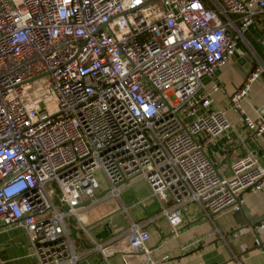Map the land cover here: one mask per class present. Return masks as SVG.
Here are the masks:
<instances>
[{
  "label": "built area",
  "instance_id": "built-area-1",
  "mask_svg": "<svg viewBox=\"0 0 264 264\" xmlns=\"http://www.w3.org/2000/svg\"><path fill=\"white\" fill-rule=\"evenodd\" d=\"M263 11L264 0H0V229L23 228L38 264H77L71 216L103 258L158 264L142 222L106 241L84 225L79 205L98 202L96 171L116 198L147 181L171 199L160 211L170 222L187 202L209 219L240 210L244 190L264 187V167L249 152L225 175L209 157L230 122L203 77L249 44L244 31ZM263 71L230 96L254 135L264 118L240 102Z\"/></svg>",
  "mask_w": 264,
  "mask_h": 264
},
{
  "label": "crops",
  "instance_id": "crops-1",
  "mask_svg": "<svg viewBox=\"0 0 264 264\" xmlns=\"http://www.w3.org/2000/svg\"><path fill=\"white\" fill-rule=\"evenodd\" d=\"M244 33L249 45L240 41L237 52L226 64L218 67L213 75L203 77L212 105L224 110L230 122L225 133L205 146L209 157L225 175L230 174L231 166L238 158L249 152L256 155L264 167V134L248 132L242 121L243 114L230 103L231 94L245 77L255 67H264V11L256 16ZM246 52L253 57L252 69L248 73L243 64L237 63V58ZM213 84L218 85L217 90H212ZM240 103L244 114L261 118L264 71L251 83ZM107 188L108 184L100 185L96 194ZM151 190L147 181L140 179L124 187L120 198L106 193L98 198L97 203L80 206L84 225L95 239L106 241L124 233L131 221L142 222L149 234L147 245L151 256L158 260V264H264V254L258 251L259 243L264 241V228H256L254 232L240 213L242 211L252 222L264 220V187L259 191L244 190L241 210L226 208L211 219L204 215L198 203L187 202L182 216L174 222L160 215L161 209L171 204V199L162 200ZM78 237L85 242L73 238L75 251L80 254L77 264H123L120 255L106 259L91 250L90 241L83 232ZM0 264H38L23 228L10 226L0 229Z\"/></svg>",
  "mask_w": 264,
  "mask_h": 264
},
{
  "label": "water",
  "instance_id": "water-1",
  "mask_svg": "<svg viewBox=\"0 0 264 264\" xmlns=\"http://www.w3.org/2000/svg\"><path fill=\"white\" fill-rule=\"evenodd\" d=\"M237 63H240L241 65L243 64L246 73H248L252 69L253 57H252V55L249 52L243 53L242 55H240L237 58ZM259 113L261 115V118H264V106L260 108ZM52 185L55 187V190H56V193H57L58 189L56 188L55 183H53ZM109 190H110L109 188H107L106 190H103L99 194H96L95 198H99L100 196L108 193ZM89 202H90V199H86L79 206L85 205V204H87ZM54 203L59 205L57 196H54ZM61 208L63 210H67L68 206L67 205H62ZM240 213L242 214L244 220H246V224L255 232V230H256L255 226L258 224V222H252L251 220H249L244 215V213L242 211H240ZM67 221H68V228L70 230V235L72 236V238H74L75 240H80L82 242H85V240L83 238L78 237V234L82 232V229L79 228V227L74 226V224H73L74 223V218L70 216L67 219Z\"/></svg>",
  "mask_w": 264,
  "mask_h": 264
},
{
  "label": "rangeland",
  "instance_id": "rangeland-1",
  "mask_svg": "<svg viewBox=\"0 0 264 264\" xmlns=\"http://www.w3.org/2000/svg\"><path fill=\"white\" fill-rule=\"evenodd\" d=\"M248 39V38H247ZM249 45V44H248ZM95 175H96V177H97V179H98V181H99V183H100V185H105V184H107V181H106V179H105V177H104V175H103V173L101 172V171H96L95 172ZM87 210V209H86ZM84 212V211H83ZM79 214H81V213H79Z\"/></svg>",
  "mask_w": 264,
  "mask_h": 264
},
{
  "label": "trees",
  "instance_id": "trees-1",
  "mask_svg": "<svg viewBox=\"0 0 264 264\" xmlns=\"http://www.w3.org/2000/svg\"><path fill=\"white\" fill-rule=\"evenodd\" d=\"M250 41V40H249ZM250 43L254 46V44L250 41Z\"/></svg>",
  "mask_w": 264,
  "mask_h": 264
}]
</instances>
